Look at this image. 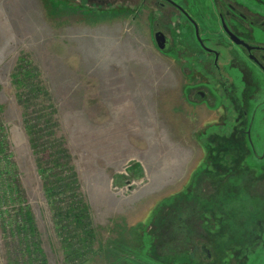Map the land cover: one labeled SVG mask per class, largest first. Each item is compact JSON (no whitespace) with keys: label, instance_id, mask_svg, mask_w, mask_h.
Returning <instances> with one entry per match:
<instances>
[{"label":"rangeland","instance_id":"1","mask_svg":"<svg viewBox=\"0 0 264 264\" xmlns=\"http://www.w3.org/2000/svg\"><path fill=\"white\" fill-rule=\"evenodd\" d=\"M144 2L0 0V264H264V89L229 120L201 53L156 49Z\"/></svg>","mask_w":264,"mask_h":264},{"label":"flooded vegetation","instance_id":"2","mask_svg":"<svg viewBox=\"0 0 264 264\" xmlns=\"http://www.w3.org/2000/svg\"><path fill=\"white\" fill-rule=\"evenodd\" d=\"M141 6L149 10L150 36L159 53H186L194 63V53H201L202 59L198 57L196 63H202L209 74H213L214 81L224 83L222 92L228 105L225 112L233 111L231 115L224 116L235 122L248 119V103L258 98V91L264 89V42L255 39L257 29L264 31V17L253 11L247 0H209L202 3L199 0H145ZM223 23L239 43L231 40ZM223 53H230L235 63L240 62L238 69L243 81L240 97L228 88L230 81L221 65ZM191 92H194L196 102L210 101L209 90L204 86H198ZM263 105L264 101L256 106L255 118L260 108L264 112ZM203 248L210 258V252Z\"/></svg>","mask_w":264,"mask_h":264},{"label":"trees","instance_id":"3","mask_svg":"<svg viewBox=\"0 0 264 264\" xmlns=\"http://www.w3.org/2000/svg\"><path fill=\"white\" fill-rule=\"evenodd\" d=\"M31 75L32 74L30 72L25 71V73H23V79L20 81V85L24 86L26 84V82L28 83L29 78L31 77ZM29 132H30V135L32 136L31 140H32L33 147L38 148V146H39L38 142L40 141L42 136L39 134V132L37 133L36 131H33L32 128H29ZM56 180H58V179H56ZM201 203H205V205L207 204L206 207L209 209V212H211V207L207 203V201H205V202L202 201ZM84 212H86V210H83V208H82L81 211L79 210V212L74 215V217L77 218V222L79 224H81V222H82V219H83L82 214ZM24 224H25L26 228L28 227L29 230L34 231V223H33V219H32V216H31L30 213H26ZM25 230H27V229H25ZM86 234L89 236L90 234H92V232L88 231ZM183 258H185V257H183Z\"/></svg>","mask_w":264,"mask_h":264},{"label":"water","instance_id":"4","mask_svg":"<svg viewBox=\"0 0 264 264\" xmlns=\"http://www.w3.org/2000/svg\"><path fill=\"white\" fill-rule=\"evenodd\" d=\"M223 26H224V29H225L226 33H228V35H230L231 40H233L235 43H239L238 42L239 39L230 32V30L228 29V27L224 23H223ZM198 39L202 43V41H201V39L199 37H198Z\"/></svg>","mask_w":264,"mask_h":264}]
</instances>
